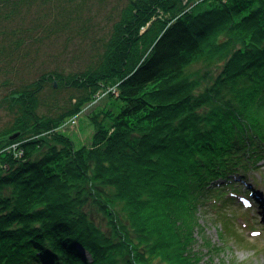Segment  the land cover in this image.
I'll use <instances>...</instances> for the list:
<instances>
[{
    "label": "trees",
    "instance_id": "trees-1",
    "mask_svg": "<svg viewBox=\"0 0 264 264\" xmlns=\"http://www.w3.org/2000/svg\"><path fill=\"white\" fill-rule=\"evenodd\" d=\"M105 1L0 0V264H199L204 208L260 202L264 0H116L79 26ZM110 79L76 143L59 127Z\"/></svg>",
    "mask_w": 264,
    "mask_h": 264
},
{
    "label": "rangeland",
    "instance_id": "rangeland-1",
    "mask_svg": "<svg viewBox=\"0 0 264 264\" xmlns=\"http://www.w3.org/2000/svg\"><path fill=\"white\" fill-rule=\"evenodd\" d=\"M115 3L116 0H107L97 9V3L91 2L82 10L78 20L79 26L82 24L94 26L91 27L92 34L100 33L102 31L99 29L100 25L109 23V14L112 11L110 8ZM89 39L90 36L76 35L72 42L77 41L80 44L89 42ZM55 52L54 49L49 52L47 57L49 66L58 63L54 62L57 58L54 57ZM36 64L38 62H35L34 67ZM37 68L38 66L35 70ZM29 70L27 65L22 74L26 76ZM35 70H32L30 75L36 74ZM114 84L116 85V80L110 79L104 92L97 94L91 104L77 115L76 123L67 124L61 131L71 136L76 143H89L93 126L87 114L93 109L110 105L111 99L105 92L110 91ZM69 93V89L61 91L57 98L58 102H63ZM249 178L251 183L252 181L260 183L258 191L260 202L248 206L242 197L233 196L232 201L220 202L219 206H216L217 203H210L204 208L205 213L201 216L199 228L196 230L195 257L199 264H264V162L250 174ZM241 183L240 188L247 186L243 181Z\"/></svg>",
    "mask_w": 264,
    "mask_h": 264
},
{
    "label": "built area",
    "instance_id": "built-area-1",
    "mask_svg": "<svg viewBox=\"0 0 264 264\" xmlns=\"http://www.w3.org/2000/svg\"><path fill=\"white\" fill-rule=\"evenodd\" d=\"M112 90H114L113 87H112ZM80 112H81V111H80ZM80 112H79V113H80ZM79 113H77V114L71 116L69 119H67V120L61 125V128H63V127L66 126L67 124H69V125L75 124V123H76V117H77V115H78Z\"/></svg>",
    "mask_w": 264,
    "mask_h": 264
},
{
    "label": "water",
    "instance_id": "water-1",
    "mask_svg": "<svg viewBox=\"0 0 264 264\" xmlns=\"http://www.w3.org/2000/svg\"><path fill=\"white\" fill-rule=\"evenodd\" d=\"M54 86H56V83L54 82Z\"/></svg>",
    "mask_w": 264,
    "mask_h": 264
}]
</instances>
